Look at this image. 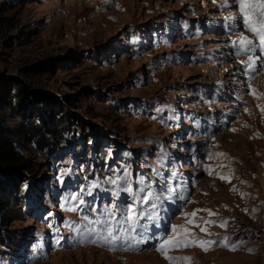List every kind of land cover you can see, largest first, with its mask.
Returning <instances> with one entry per match:
<instances>
[{
	"label": "rangeland",
	"instance_id": "374dc122",
	"mask_svg": "<svg viewBox=\"0 0 264 264\" xmlns=\"http://www.w3.org/2000/svg\"><path fill=\"white\" fill-rule=\"evenodd\" d=\"M224 1L0 0L1 94L44 92L71 120L62 143L42 134L26 148L32 173L7 187L0 264H264V67L247 85L227 37L195 33L234 14ZM173 106L213 123L205 166L200 127L158 119ZM163 153L192 183L181 208L157 191ZM123 220L136 242L114 241Z\"/></svg>",
	"mask_w": 264,
	"mask_h": 264
},
{
	"label": "trees",
	"instance_id": "16d2710c",
	"mask_svg": "<svg viewBox=\"0 0 264 264\" xmlns=\"http://www.w3.org/2000/svg\"><path fill=\"white\" fill-rule=\"evenodd\" d=\"M6 23L7 20L0 19V31ZM10 97L0 92V225L13 212L11 199L7 197V187L11 182L17 183L32 173L27 159V146L47 142L42 134L58 145L71 133V120L67 118L65 104H59L58 112H55L46 106L49 101L46 93L36 91L31 94L20 86L13 95L15 102H11ZM47 112L51 117H48ZM15 192L20 201L24 192L21 188H16ZM1 237L0 241L3 239Z\"/></svg>",
	"mask_w": 264,
	"mask_h": 264
}]
</instances>
